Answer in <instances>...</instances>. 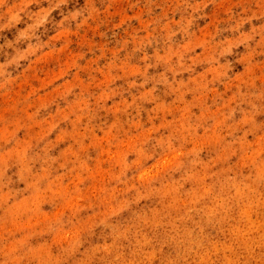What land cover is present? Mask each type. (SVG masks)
Here are the masks:
<instances>
[{
  "label": "rangeland",
  "instance_id": "obj_1",
  "mask_svg": "<svg viewBox=\"0 0 264 264\" xmlns=\"http://www.w3.org/2000/svg\"><path fill=\"white\" fill-rule=\"evenodd\" d=\"M134 2L135 0H95L101 12L107 7V14L101 15L90 27L79 32L73 26L74 33L67 28L59 31L56 25L62 15L80 8L85 0H68L67 7L54 12L48 25L38 30L39 39L24 41L18 45L21 49L27 47V50H19L15 56L29 59L21 62L22 68L17 70L18 73L12 74L9 70V78L0 84V144L14 140L15 146L9 150V154H16L14 159L0 154V264H23L21 258L14 255L23 248L30 251L31 264H92V258L77 260L75 257L80 254L77 248L86 235L95 231L98 220L116 213L124 217V223H130L133 218L147 220L149 214L155 219L160 217L161 208L165 204L171 209L194 202L198 196L206 194L208 186L205 181L208 179L209 167L206 161L201 162L200 172H190L180 182L162 181L171 175L186 154L212 151L221 143L226 134L221 130L224 125L221 114L223 108L235 99L230 92L234 82L258 81L264 86V44L256 48L254 43L255 52L245 51L241 47L237 50L241 55L239 64H235L237 72L233 80L227 82L222 91L212 89L213 97L226 96L224 104L211 109L205 105L204 112L200 114H207L215 119L210 133H200L199 137L191 138L186 142L191 145L187 149L181 145L179 149L165 153L150 166L143 167L136 177L137 182L146 188L143 197H158L161 208L149 207L145 210L140 207L138 212L133 213V217H128L121 211L125 203L123 200L119 206L114 204L118 194L122 192L113 183L114 178L120 174L115 170L119 168L123 172L130 154H135L133 164L137 166L149 159L148 154L138 145L148 140L153 133L172 126L174 121L165 119L162 123L143 128L138 134L129 135L114 144L112 127L115 124L103 130H80L77 127L83 119L77 114L80 101L64 105L62 100L75 85H79L82 91L93 86L102 89L112 80L113 65L108 64L107 70L105 66L93 69L98 58L91 53L87 55V61H81V64L79 61L84 55L81 51L87 53L88 48L95 44H100L101 47L107 45L110 54L115 56V47L127 38V34L124 28L114 27L132 20L130 26H124L129 32L133 28L137 32L146 31L150 23L145 16L148 8L159 7L163 13H168L173 10L174 0H155L154 4L151 0H139L135 10H131L130 5ZM204 5L208 6L205 19L200 21V28L193 39L183 46L185 51L193 46L203 47L204 51L198 57L201 60L209 58V53L215 46L212 43L215 30L218 25L226 27L232 11L239 13L245 8L264 15V0H202V6ZM41 7H47L46 0H3V4H0V28L4 30L0 31V45L15 41L16 37H30L43 23L47 9L36 12ZM156 14H159V9H154V15ZM253 23L256 26L264 24V18ZM97 24L100 25L98 30ZM249 29L250 26L246 25L244 30ZM100 33L106 35L101 36ZM223 37L231 38L232 33L224 32ZM228 43L234 44L237 41L229 40ZM5 53L13 54V50L6 48L0 51V62L5 59ZM96 55H99L98 51ZM237 58L238 56L229 57L234 62ZM137 60L138 57L133 62ZM104 62L101 61V64ZM227 67L228 65H221V70H226ZM93 70L97 75L91 77L93 84H88L83 74H90ZM140 71L138 64H122L120 75H135ZM218 71L215 68L208 69L213 75ZM203 78L204 74L201 73L200 79ZM98 99H107L106 93L101 92ZM196 99L202 101L203 97ZM125 103L127 101L112 103L109 100L107 111L118 113ZM189 107L185 104L183 109H177L180 113L178 120L187 118ZM157 110L172 111L171 107L166 108L164 105H158ZM65 122H69V126ZM249 124L251 126L239 138L238 160L242 169L252 158L248 149H253L254 154L259 156L264 148V115L253 121L246 114L233 127ZM134 127L141 128V125L137 123ZM34 142L44 144L46 152L60 146L47 167H40L35 172L32 171L27 155ZM89 153H95V156L89 157ZM233 153H236V149H225L215 159L223 160ZM56 162L58 166L54 175L52 167ZM212 163L214 165L215 160ZM150 185L157 186L153 189ZM186 185L190 186L187 191ZM242 214L248 215L247 212ZM259 222L264 223V214ZM99 236L97 231L96 239ZM213 245L218 250L223 249V237H215ZM69 251L72 253L71 259L66 258Z\"/></svg>",
  "mask_w": 264,
  "mask_h": 264
},
{
  "label": "clouds",
  "instance_id": "obj_2",
  "mask_svg": "<svg viewBox=\"0 0 264 264\" xmlns=\"http://www.w3.org/2000/svg\"><path fill=\"white\" fill-rule=\"evenodd\" d=\"M46 3L47 7L36 11L43 12L47 9L43 23L30 37H16L15 41L0 45V51L6 48L13 50V54L5 53V59L0 62V69H3L0 72V84L9 78V70L12 74L18 73L17 70L22 68L21 62L29 59L15 56L17 51L27 50V47L21 49L18 45L24 41L39 39L38 30L48 25L54 12L66 8L68 0H46ZM151 3L154 4L155 0H151ZM0 4H3V0H0ZM138 4L139 0H135L130 5L131 10H135ZM172 7L173 10L168 13H163L159 7H149L145 14L150 20L146 31L137 32L133 28L129 32L124 26H130L132 20L114 27L124 28L127 34V38L115 47V56L110 54L107 45L101 47L100 44H95L88 48L87 53L81 51L84 55L80 63L87 61L89 53L98 58L93 69L105 66L107 70L108 64L113 65L112 80L102 89L93 86L82 91L79 85H75L62 100L64 105L80 101V108L77 109V114L83 118L77 125L80 130H103L115 124L112 127L114 144L129 135L138 134L143 128L162 123L165 119L174 121L172 126L153 133L148 140L138 145L148 154L149 159L137 166L133 164L135 154H130L123 172L119 168L115 170L120 174L114 178L113 183L122 192L118 194L114 204L119 206L123 200L125 203L121 211L128 217H133V213L138 212L140 207L145 210L149 207L161 208L158 197H143L146 188L137 182L139 172L165 153L179 149L181 145L187 149L191 145L186 142L199 137L200 133H210L215 119L207 114H200L204 112L205 105L209 109L220 107L226 99V96L213 97L212 89L222 91L225 84L235 77V64H239L241 55L238 54V49L243 47L245 51L255 52L254 43L256 48L264 44V24L256 26L253 23L264 18V15L242 8L239 13L232 11L226 27L218 25L212 37L215 46L210 51L209 58L198 59L204 51L203 47L193 46L185 51L183 46L198 32L199 23L205 19L208 6H202V0H174ZM154 9H159V14L154 15ZM104 14H107V7L101 12L95 0H85L80 8L62 15L56 26L59 31L67 28L71 32H74L75 26L76 32H79L90 27ZM246 25L250 26L249 30H244ZM99 27L97 24L96 29ZM3 30L0 28V31ZM224 32L232 33V37H223ZM229 40H236L237 43L229 44ZM97 51L99 55H96ZM162 56L166 58H161ZM237 56L235 62L229 59ZM137 57V62H133ZM101 61L105 62L101 64ZM133 63L138 64L141 71L135 75L121 76V65ZM221 65L228 67L221 70ZM210 68L219 71L213 75L208 72ZM201 73L204 74L203 79H200ZM96 75L93 70L90 74L84 73L83 78L86 83L93 84L91 77ZM101 92L106 93L107 99H98ZM230 92L235 99L223 108L221 114L224 119L221 130L226 133L221 143L212 151L186 154L171 175L162 181L180 182L188 173L200 172L201 162L206 161L209 164L208 179L205 181L207 193L198 196L194 202L171 209L165 204L161 208L160 217L155 219L149 214L147 220L133 218L130 223H124V217L116 213L98 220L95 231L87 234L77 248L80 253L75 257L77 260L92 258V264H264V223L259 222L264 214V148L259 156L254 154L253 149H248L252 158L242 169L238 160L239 138L251 124L233 127L246 114L253 121L264 115V86L258 81L234 82ZM198 97H203V100L196 99ZM109 100L112 103H127L122 104L120 112L111 113L107 111ZM185 104L190 106L189 115L184 120H178L180 113L177 109H183ZM158 105L171 107L172 111L160 112L157 110ZM137 123L141 128L134 127ZM65 124L69 126V122ZM14 146V140L0 144V154L9 155L10 159L16 158L14 152L9 154ZM229 148L236 149V153L223 160L215 159L219 153ZM59 150L60 146H57L46 152L44 144L34 142L27 154L32 171L47 167L50 158L56 155L54 152ZM88 155L94 157L95 153ZM57 166L58 162L53 164L54 175ZM156 186L149 187L154 189ZM188 187L190 186H185V191ZM244 212L248 215H243ZM97 231L100 233L99 239H96ZM217 236L223 237L224 247L221 250L213 245V239ZM14 255L20 257L23 264H31V253L27 248ZM66 258H72L70 251Z\"/></svg>",
  "mask_w": 264,
  "mask_h": 264
}]
</instances>
